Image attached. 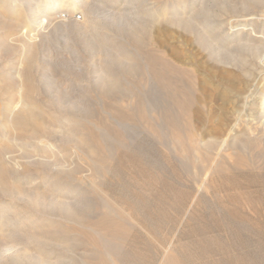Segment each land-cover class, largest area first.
<instances>
[{
	"label": "bare ground",
	"instance_id": "bare-ground-1",
	"mask_svg": "<svg viewBox=\"0 0 264 264\" xmlns=\"http://www.w3.org/2000/svg\"><path fill=\"white\" fill-rule=\"evenodd\" d=\"M60 31L77 34L66 37L65 49L79 53L70 45L76 40L101 61L95 85L103 90L104 114L84 117L95 121L98 135L102 120L113 121L121 135L125 128L116 118L139 116L147 134L161 142L163 166L173 160L176 181L188 187L212 190L223 173L264 169V0H0V53L6 45L10 53L6 67L0 65V91L10 93L0 119L7 130L5 147L62 153L48 138L51 129L39 121L47 115L59 118V131L67 130L64 136L74 138L77 149L86 147L84 155L92 160L98 146L79 132L78 118L45 112L33 99L37 52ZM40 79L49 91L58 85L45 72ZM117 89L125 98L115 99ZM140 89L156 91L158 100L148 91L139 96ZM29 122L35 142L26 140ZM107 143L102 148L109 151ZM2 153L0 148V186L21 195L0 204V264H182L176 234L160 240L137 210L172 208L178 200H115L103 188L102 197L92 199L82 185L60 175L44 176V191L23 195L22 180L10 174ZM63 159L53 163L65 169ZM194 201L182 203L189 220Z\"/></svg>",
	"mask_w": 264,
	"mask_h": 264
},
{
	"label": "rangeland",
	"instance_id": "rangeland-1",
	"mask_svg": "<svg viewBox=\"0 0 264 264\" xmlns=\"http://www.w3.org/2000/svg\"><path fill=\"white\" fill-rule=\"evenodd\" d=\"M147 1L150 3L155 0ZM110 27L113 28V32L121 35L116 25ZM68 35H71L74 39L77 37L75 33L60 31L52 37L49 42L39 47L37 52L38 59L35 61V65H38L34 66V69L35 67L37 68L32 72L35 76L36 84L38 85V90H36L35 94L33 93V99L37 101L40 107L46 110H43L45 112H51L59 116L66 115L68 118H78L79 122H77L79 124L81 123L79 132H83L82 134L87 138L86 140H90V142L93 143L96 142L95 144L98 146V152L94 153L95 155L92 154V160L85 156L84 150L86 151L87 148L85 147L84 150L77 149L74 138H72V141H69L71 140L69 139V135L65 134L64 136V133H68V131H65V129L63 130L64 132L59 131V118L49 120L47 115H43L39 121L44 120L45 126L51 129V134L48 135L50 141L61 146L62 153H57L58 157L57 154L56 156H52L53 154L51 152H43L40 148H34L32 146L19 148L20 150L23 149V151L18 150L17 147H12V149L5 147L6 143H8V137H6L7 130L2 125L1 120L7 109V101L5 98L9 96L10 93L3 95L4 93L0 91L2 98L0 99V148L1 150L3 149L2 154L4 156V161H7L5 164H7V166L9 165L11 169L10 172L12 171L10 174L15 176L17 181L22 180L20 182L21 184L19 183L21 190L24 191L22 194L32 196L35 192L44 191L45 179L43 177L51 175L53 177L55 175L56 177L60 175L63 177L62 180H65V182L67 181L66 183L68 184L75 183L74 186L82 185L81 187H83V189L88 190V197L90 196L92 199L101 198L102 194L98 190L103 188L105 191H108L110 197L115 200L135 201V199L141 200L142 198V200H161L163 202L178 200L177 202L179 204H176V206L172 208L167 207L168 205L166 204H160L155 205L156 208H159L156 209L154 205H151L157 210L156 211L153 207L151 208V206L141 207L140 205L137 210H143L141 211L144 213V218L141 219L143 220L142 222H144L145 225L147 224L149 228H152L151 232L156 233V231H158L159 233L157 234L160 240L169 239L176 234V239H179L181 244L182 264H264V252H262L264 251V169H249L244 172L239 171L240 173L228 172L225 173L226 175L223 173L225 177L221 174L220 178L223 177L227 182H224L223 178L220 179L219 183L216 182V184H214L212 190L210 188L211 186H207L209 189L207 187H202L201 189V187L197 186L188 187L176 181L175 163H173L174 161L172 159H170L172 161H169V165L166 166L167 168L163 166L161 142L158 138L155 139L154 136L147 134L146 130L143 128V120L139 116H135L131 120L127 119V122L125 119L119 120V118H116L118 122L121 121V124H123L125 128V132L121 135L117 134V132H119L118 126L113 121H106L105 123V120H102V127L100 130H102L103 133L100 135L101 131H99V135L102 136L100 137L97 134L98 130L95 127V125H97L95 121L91 118V120L89 119L86 121L84 117H87V115L90 116L93 112L94 115L100 118L103 117L102 103L103 101L105 102V99L102 98L103 101L99 100V96L103 95V90L98 85H95V81L98 79V70L101 68L102 64L99 58H93L90 54L84 52L83 45L76 40H72L70 45L80 50L79 53L76 52V50L71 52V50L65 49L67 44L66 37ZM47 48H49V50H47ZM8 52L9 47L6 45L0 53L1 67L2 65L6 67L8 63L10 56ZM44 72L47 73L48 77H53L58 81V88L56 87L54 90H51L52 92L42 86V84L44 85ZM40 78H42L43 81H41ZM140 90H138V92H140L139 96L141 94H148V91L150 97L153 96L152 98L158 100L156 91H146V89ZM121 91L123 90H115V99H119V97L120 99L125 98ZM158 103L160 104V102H157V104ZM1 111L3 113H1ZM80 117H83V119ZM79 118L81 120H79ZM32 125L31 122L25 124L28 129V132L25 134L28 142H35V138L29 137L34 128ZM100 139H103L101 143L99 142ZM103 141L106 143L108 142L107 144L109 145L107 146L108 148L111 147L109 148L111 152L103 150ZM130 142H132V145ZM54 157H57V160H62L64 158V162L62 163L65 164L67 161L66 166L69 167L62 169L60 166H55L56 164L53 162L56 159ZM100 162L103 163V165H101ZM92 180H96L97 184L96 181L94 182L95 184H91ZM94 185L95 189L92 188ZM96 186L98 187L97 190ZM14 195L20 196L21 194H14L12 192L7 194L0 186V204H2L3 201L11 199ZM190 199L195 200L194 207L196 206V208H193L194 210H192L191 213L192 219L189 220L185 216V207L182 203L192 201ZM152 210L156 212L153 211V213ZM149 216L152 218L154 216V218L152 219ZM182 216L186 217L184 219L185 221ZM180 223L181 226H179ZM155 229L156 231L154 232ZM204 235L209 237H205ZM189 236H191V238ZM188 237L190 239L193 238L194 240L192 241L194 242H191ZM206 238L208 241L205 240ZM145 240L148 246L152 245V236L146 237ZM205 243H208V245ZM189 244H192V248ZM206 255L210 257L206 258Z\"/></svg>",
	"mask_w": 264,
	"mask_h": 264
}]
</instances>
